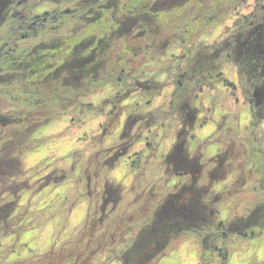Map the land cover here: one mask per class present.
<instances>
[{
	"label": "trees",
	"instance_id": "obj_1",
	"mask_svg": "<svg viewBox=\"0 0 264 264\" xmlns=\"http://www.w3.org/2000/svg\"><path fill=\"white\" fill-rule=\"evenodd\" d=\"M129 1L132 3L133 0ZM134 1L142 2L144 10L141 11L144 6L136 8L125 0H0V99L8 100L7 107L0 109V206L5 210L7 220L11 219L9 214L12 212L13 220V226L7 232L3 227L4 221H0V237L15 233L19 238L29 233L18 230L28 224L24 220L18 223L16 211L19 212L24 207L21 206V199L30 193L31 196V190L37 192L43 186L48 187L52 181L57 185L68 184L70 179L62 170L60 175L51 172L38 180L42 168H36L34 175L24 168L23 158L26 152L39 148L35 138L38 130L67 116L71 122L63 130L65 136L71 135V125H80L87 113H92L93 108L97 109L88 100L100 91L104 82L115 86L118 83L119 87L114 86L115 92H130L131 89L132 92L142 91L145 95L149 93L146 99L148 101H144L146 106L157 104L155 101L160 98L167 99L164 96L165 81L157 70L162 67L164 58L166 61L170 59L172 62L168 65L173 64L172 69L177 70L173 73L174 83L168 81L167 87H177L178 93L173 97L174 106L170 110L162 108L160 114L171 111L178 115L181 129L176 134L177 142L171 144L163 158L165 163L170 164L169 168H172L169 172L178 176L180 181L174 186L177 187L175 193L169 194L163 204L160 202L152 207L154 210L151 222L138 230L137 241L133 242L129 250L122 252L123 261L124 264H148L159 253L165 252L170 243L189 235H198L203 248L202 256L208 260L204 264H213L216 259L219 264H226L230 257L228 241L231 237L245 234L247 230L252 231L255 225L264 226V202L255 206V210L245 218H236L228 224L220 220L216 195L210 196L214 189L209 190L202 180L207 168L200 157L190 156L189 148L196 137L194 131L201 115L199 106L202 105L200 99L205 92L204 88L228 82L224 74L226 63L237 68L238 76L247 88L246 98L252 113L249 126L253 132H264V22L258 21L253 15L238 23L236 31L222 42L210 44L209 40L202 37L195 44L186 35L187 30L181 33L191 22L185 23L188 19L175 20L173 11L176 6L171 5L169 10L160 12L158 0H151V5L147 0ZM44 2L65 7L55 12L45 8L40 10L39 7ZM80 4L82 10L78 8ZM177 29H180L179 36L182 40L174 35ZM136 31L139 32L134 33ZM144 37L151 38L153 43H150V49L142 50L135 46L134 40L141 43ZM189 41L190 45L186 46L184 42ZM179 49L184 50L183 54H177ZM223 59L227 62H223ZM142 63L144 64L141 65ZM118 65L125 68L121 79L115 71ZM131 65L141 67L137 72L140 75L130 73ZM131 79H136L141 87L129 86L127 82ZM126 94L129 96L130 93ZM123 95L125 94L117 97V102L125 100ZM143 100L145 99L141 101ZM165 103L166 100H163L160 106ZM137 106V113L129 114V130L138 128L135 117L143 120V115L139 113V107L144 106L143 102L138 100ZM202 118L205 119V115ZM204 119L200 120L202 123H199V127L205 125ZM163 121L160 119L158 122L162 125V131L166 128ZM133 125L136 127H132ZM160 129L157 130L158 133ZM157 137L160 140L163 136ZM251 143L258 153L264 150V136L260 144L253 140ZM129 146L122 147L117 155L110 157L106 154L108 149L105 150L98 159L107 163H97L100 166H96L99 176L102 171L109 174L116 169L122 162L121 159L128 156ZM152 146L154 145L149 148L152 149ZM150 154L156 155L152 150ZM135 155L130 163L137 177L148 159L146 156L143 159ZM94 159L93 162H97ZM219 159L222 157L216 155L211 163L215 164ZM98 173L95 172L94 175ZM218 175L220 173H214L212 178L216 180ZM187 177L190 181L186 183ZM107 180L108 177L105 181ZM151 194L153 195L152 192ZM122 195L118 190L112 198L111 204L117 210ZM145 204L150 205L149 201ZM104 210L103 207L98 223L96 221L99 218L96 219L91 212L87 214V224L83 228L87 230L91 225L101 231L99 225H104L108 219L106 217L111 215L109 212L104 213ZM110 211L113 212L111 209ZM131 217L126 214L115 219V225L110 223L104 235L100 233L97 237L91 234V238L99 239L94 247L102 246L113 238L115 245L120 248L126 240H131L135 226L129 231L120 225H130ZM83 233L77 236H83ZM220 242L225 243V249H221L224 246L220 248ZM87 246L73 249L76 252L73 256L48 259L46 263L76 264L80 262V254L85 255L91 251L90 246ZM53 249L48 253L52 254Z\"/></svg>",
	"mask_w": 264,
	"mask_h": 264
},
{
	"label": "rangeland",
	"instance_id": "obj_2",
	"mask_svg": "<svg viewBox=\"0 0 264 264\" xmlns=\"http://www.w3.org/2000/svg\"><path fill=\"white\" fill-rule=\"evenodd\" d=\"M125 1L136 8L144 6L141 11L145 8L142 2ZM147 1L151 5L152 1ZM157 4L160 12L169 10L171 5L176 6L173 11L175 20L188 19L189 21L185 23L191 22L188 27L181 30V33L187 30L186 35L195 44L202 37L209 40L210 44L220 43L236 31L243 19L253 15L258 21L264 22V0H158ZM62 7L65 6H54L44 2L39 8L55 12ZM78 8L82 10L81 4ZM179 30L177 29L174 35L179 36ZM191 30L193 31L190 32ZM137 32L139 31L134 33ZM180 38L182 40V37ZM134 42L135 46L142 50L150 49V43H153L150 37L142 38L141 43L136 40ZM184 44L189 46L190 41ZM183 51L179 49L177 54H183ZM170 62H172L170 59L166 61L163 58L162 67L157 68L165 81L164 96H167V99L163 97L155 101L157 104L146 106L149 93L145 95L142 91L132 92L131 89L130 92L126 90L115 92V84L104 82L100 91L88 100L94 103L97 109L93 108L92 113H87L80 125H71L73 129L71 135L65 136L63 130L71 122L67 116L60 117V120L57 119L38 130L35 138L39 148L26 152L23 158L24 168L30 170L29 173L33 175L37 171L36 168H42L38 180L51 172L60 175L62 170L70 179L68 184L63 185H57L52 181L48 187L43 186L37 192L31 190V196L30 193L21 199V206L24 207L18 209L19 212L16 211L17 221L20 223L24 220L28 226L18 230L29 233L19 238L15 233L3 234L4 236L0 237V264H47L48 259H65L66 256H73L76 254L73 249L85 245L90 246L91 251L94 250L85 255L80 254L78 259L80 262L76 264H124L122 252L129 250L133 242L137 241L138 230L143 225H149L153 217L152 207L160 202L163 204L169 194L175 193L177 187L174 186L180 181L178 176L169 172L172 168H169L170 164L165 163L163 158L171 144L177 142L176 134L181 129L178 115L171 111H166L164 115L160 114L163 109L170 110L174 106L173 97L178 93L177 87H167L168 81L174 83L173 73L177 72L176 69H172L173 64L168 65ZM223 62L227 60L223 59ZM224 67L228 82H219L211 88H204L205 92L200 99L202 105L199 106L201 115L194 131L196 137L189 150L190 156L200 157L207 168L202 180L209 190L214 189L210 196L216 195L219 219L228 224L236 218L249 216L251 211L255 210V206L264 202V150L258 153L251 143L253 140L260 144L264 132L262 130L259 133L253 132L249 126L252 122V113L249 100L246 98L247 88L243 86L237 68L230 63H226ZM139 70H141L140 66L131 65L130 73L140 75L137 73ZM115 71L121 79L125 68L118 65ZM127 83L129 86L141 87L136 79H131ZM117 87H119L118 83L115 88ZM107 92L111 93L107 94ZM116 93L125 94L122 96L125 100L117 102L119 99L117 97L121 95ZM126 93H130L129 96ZM142 99L145 100L141 101ZM138 100L144 105L139 107L143 120L140 121L135 117L138 128L133 125L136 130H129L130 126L127 123L130 120L129 114L137 113ZM163 100H166V103L160 106ZM7 101L0 99V109L7 107ZM203 115L205 119L202 118ZM160 119H163L166 125L163 131L160 129L162 125L158 123ZM203 119L206 120L203 122L205 125L199 127V123H202L200 120ZM149 128L151 131H148ZM159 129L160 133H158ZM157 135L163 137L158 140ZM149 144L154 145L152 149L149 148L151 146ZM127 145H130L128 156L122 158V162L112 172L105 174L102 171L100 172L102 175L99 176L96 166L107 163L99 160V156L107 149L110 150L106 152L107 157L117 155L122 147ZM151 150L156 153L155 156L150 154ZM135 154L143 159L150 154L145 167L140 168L137 177L130 163L131 159L136 157ZM216 155L221 156L222 159L212 164ZM93 159L97 162L94 163ZM95 172L98 174L94 175ZM217 172L220 175L214 180L213 174ZM107 177L108 180L105 181ZM185 179V182L190 181L188 177ZM118 190L123 195L117 210L111 201ZM146 201H149L150 205H146ZM103 207L104 213L109 212L111 215L106 217L108 219L104 225H99L101 231L91 225L87 230L83 228L87 224V214L90 212L96 219L99 218L96 223L100 222ZM5 214V210L0 206V221H4L3 227L7 232L8 228L13 226V220L12 212L9 214L11 218H8L9 220ZM126 214L128 217L132 216L129 220L131 224L120 225L128 228L129 231L135 226L131 233L133 238L124 240L126 243L120 248L115 245L116 241L113 238L104 242L102 246L94 247L99 243V239H93L90 235L97 237L100 233L104 235L110 223L115 225V219L118 220ZM81 232H84L83 236H77ZM228 242H230V257L226 264H264V226L255 225L252 231L247 230L245 234L234 235ZM220 244V248L224 246L221 249H225V243L220 242ZM168 246L165 252L159 253L154 261L148 264H204L208 261L202 256L203 248L198 235L177 239ZM51 248H54L53 253L49 254ZM213 261H215L213 264H219V260Z\"/></svg>",
	"mask_w": 264,
	"mask_h": 264
}]
</instances>
